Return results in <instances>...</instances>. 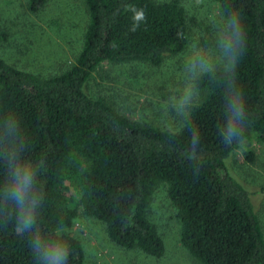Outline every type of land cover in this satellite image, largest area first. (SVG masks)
Segmentation results:
<instances>
[{"label":"trees","instance_id":"1","mask_svg":"<svg viewBox=\"0 0 264 264\" xmlns=\"http://www.w3.org/2000/svg\"><path fill=\"white\" fill-rule=\"evenodd\" d=\"M216 1L226 21L229 65L194 76L203 96L175 130L125 116L88 95L84 83L102 62L157 65L180 51L186 25L177 0H83L81 46L60 73L41 76L0 57V264H49L55 249L63 252L61 264H84L80 242L60 230L74 215L56 202L69 174L82 211L100 220L120 247L162 254L146 209L152 190L164 184L178 240L199 264H264L254 191L225 165L241 141L264 142V0ZM44 2L26 0V6L36 11ZM234 17L246 39L229 47ZM238 94L246 111L234 138L228 129L241 126L232 110Z\"/></svg>","mask_w":264,"mask_h":264},{"label":"rangeland","instance_id":"2","mask_svg":"<svg viewBox=\"0 0 264 264\" xmlns=\"http://www.w3.org/2000/svg\"><path fill=\"white\" fill-rule=\"evenodd\" d=\"M183 10L186 42L157 64L144 61L102 62L84 83L85 92L100 97L118 112L158 128L178 129L190 106L203 91L193 86L198 73L226 68V21L216 0H177ZM87 22L83 0H45L36 11L26 0H0V57L11 65L41 76L60 73L80 49ZM3 35L5 36L4 38ZM227 170L247 190L264 235V142L243 140L225 158ZM58 187L56 202L74 215L61 231L75 237L84 264H199L178 240L179 222L164 184L152 190L147 219L163 242V252L151 256L123 248L106 235L104 224L79 206L72 175Z\"/></svg>","mask_w":264,"mask_h":264},{"label":"clouds","instance_id":"3","mask_svg":"<svg viewBox=\"0 0 264 264\" xmlns=\"http://www.w3.org/2000/svg\"><path fill=\"white\" fill-rule=\"evenodd\" d=\"M231 26L234 29L232 36L230 37L229 47H232V45L239 46L240 44L245 43L246 39V32L244 31V27L241 23V21L234 17L231 21ZM232 110L233 115L237 119V123L241 124L240 128L235 129V126L231 125L229 126L228 132L231 136L234 138L243 130V124L241 122V118L243 117L245 113V107H244V100L241 98V96L238 94L236 98H234L233 104H232ZM235 129V130H234ZM230 140L226 144H230ZM29 178L27 176L22 178V183H27ZM22 189H18L17 192L14 194L15 198L18 202H20V198L22 196ZM21 211H25L23 207L21 208ZM30 220V216L28 218ZM28 220H25L24 226L27 227ZM63 256V252L60 249H55L53 253L51 254L49 264H61V257Z\"/></svg>","mask_w":264,"mask_h":264}]
</instances>
